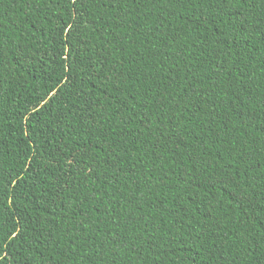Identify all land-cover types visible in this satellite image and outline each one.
<instances>
[{
	"label": "trees",
	"instance_id": "16d2710c",
	"mask_svg": "<svg viewBox=\"0 0 264 264\" xmlns=\"http://www.w3.org/2000/svg\"><path fill=\"white\" fill-rule=\"evenodd\" d=\"M0 264H264V0H0Z\"/></svg>",
	"mask_w": 264,
	"mask_h": 264
}]
</instances>
